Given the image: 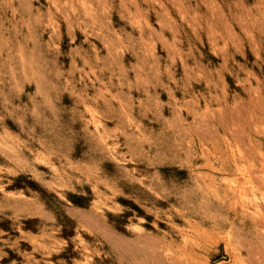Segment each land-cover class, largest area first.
<instances>
[{
	"label": "rangeland",
	"instance_id": "obj_1",
	"mask_svg": "<svg viewBox=\"0 0 264 264\" xmlns=\"http://www.w3.org/2000/svg\"><path fill=\"white\" fill-rule=\"evenodd\" d=\"M0 264H264V0H0Z\"/></svg>",
	"mask_w": 264,
	"mask_h": 264
}]
</instances>
